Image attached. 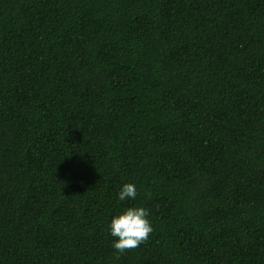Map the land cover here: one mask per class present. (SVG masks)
Here are the masks:
<instances>
[{
	"label": "trees",
	"instance_id": "16d2710c",
	"mask_svg": "<svg viewBox=\"0 0 264 264\" xmlns=\"http://www.w3.org/2000/svg\"><path fill=\"white\" fill-rule=\"evenodd\" d=\"M0 264H264V0H0Z\"/></svg>",
	"mask_w": 264,
	"mask_h": 264
},
{
	"label": "clouds",
	"instance_id": "9594fccd",
	"mask_svg": "<svg viewBox=\"0 0 264 264\" xmlns=\"http://www.w3.org/2000/svg\"><path fill=\"white\" fill-rule=\"evenodd\" d=\"M138 190L133 183H124L118 193L117 200L120 202L135 201ZM148 209L131 205L113 215L109 224L108 232L114 237L112 247L118 253H123L127 249H134L149 239L153 232V226L148 219Z\"/></svg>",
	"mask_w": 264,
	"mask_h": 264
}]
</instances>
